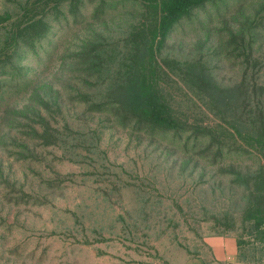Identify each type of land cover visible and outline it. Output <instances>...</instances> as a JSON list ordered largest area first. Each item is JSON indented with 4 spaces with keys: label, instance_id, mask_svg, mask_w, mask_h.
Segmentation results:
<instances>
[{
    "label": "rangeland",
    "instance_id": "obj_1",
    "mask_svg": "<svg viewBox=\"0 0 264 264\" xmlns=\"http://www.w3.org/2000/svg\"><path fill=\"white\" fill-rule=\"evenodd\" d=\"M23 1L0 0V16L14 14ZM235 1L208 4L181 21L166 37L161 56L199 58L224 86L243 75L264 79V29L253 30L262 14L259 0H250V8ZM140 10L127 3L82 25L51 21L38 55L25 54L22 65L32 84L61 90L63 141L44 146L11 136L8 147L2 144L8 137L0 140V264H180L205 235H244L250 241L244 179L264 165L263 156L224 150L215 158L201 153L208 141L192 147L191 140L184 145L186 135L179 141L171 134L123 128L106 114L86 112L63 92L65 85L78 84L64 56L91 29L122 52L126 30ZM240 26L253 47L250 64H241L244 56L228 42L230 31ZM5 27L0 22V41ZM167 81L181 99L182 117L204 126L219 122L177 79ZM8 100L11 78H0V106ZM27 120L18 123L33 125ZM22 144L35 158L16 154H29Z\"/></svg>",
    "mask_w": 264,
    "mask_h": 264
},
{
    "label": "trees",
    "instance_id": "obj_2",
    "mask_svg": "<svg viewBox=\"0 0 264 264\" xmlns=\"http://www.w3.org/2000/svg\"><path fill=\"white\" fill-rule=\"evenodd\" d=\"M220 1L24 0L18 3L14 14L5 12L0 16V22L6 23L0 41V78H11V101L4 108L0 106V140L5 137L10 140L2 144L11 147V136L15 142L21 138L44 146L63 141L58 125V116L62 114L61 90L53 91L51 85L41 82L32 84L28 68L22 65L26 53L38 55L41 43L49 39L51 21L82 25L88 19H102L129 3L138 4L141 10L126 30L122 52L103 43L102 36L91 29L75 50L64 56L63 65L77 73L78 83L73 89L65 85L63 92L67 91V99L82 105L88 113L110 116L123 128L152 136L171 134L179 137V141L186 135L184 145L191 140L192 147L208 141L201 153L215 158L223 156L224 150L254 151L264 157V79L250 80L243 75L234 84L224 86L215 81L199 58L179 60L161 56L162 45L176 25L189 19L196 10L205 9L208 4L216 7ZM243 1L247 8L252 6L250 0L235 2L239 6ZM258 2L262 14L253 30L264 29V0ZM228 42L239 56H244L241 64H250L253 47L248 45L251 40H246L243 26L230 31ZM169 73L197 96L219 122L204 126L182 117L181 99L172 94L167 84V80L176 82ZM18 118L30 119L34 126L18 123ZM228 137L234 141L227 142ZM20 146L29 154L17 151L18 156L35 158L33 149ZM244 184L248 194L243 219L248 222L247 235L251 238L248 241L244 235H236L237 243L241 257L250 264H264V165L248 174Z\"/></svg>",
    "mask_w": 264,
    "mask_h": 264
},
{
    "label": "crops",
    "instance_id": "obj_3",
    "mask_svg": "<svg viewBox=\"0 0 264 264\" xmlns=\"http://www.w3.org/2000/svg\"><path fill=\"white\" fill-rule=\"evenodd\" d=\"M264 262V259H263ZM180 264H250L241 257L234 234L205 235L192 254H186Z\"/></svg>",
    "mask_w": 264,
    "mask_h": 264
}]
</instances>
